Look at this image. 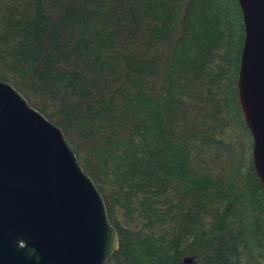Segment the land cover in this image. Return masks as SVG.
I'll return each mask as SVG.
<instances>
[{
    "label": "trees",
    "instance_id": "16d2710c",
    "mask_svg": "<svg viewBox=\"0 0 264 264\" xmlns=\"http://www.w3.org/2000/svg\"><path fill=\"white\" fill-rule=\"evenodd\" d=\"M242 38L236 0H0V80L100 193L104 264H264Z\"/></svg>",
    "mask_w": 264,
    "mask_h": 264
},
{
    "label": "water",
    "instance_id": "95a60500",
    "mask_svg": "<svg viewBox=\"0 0 264 264\" xmlns=\"http://www.w3.org/2000/svg\"><path fill=\"white\" fill-rule=\"evenodd\" d=\"M236 2L235 89L264 194V0ZM117 245L102 197L60 128L0 80V264H104Z\"/></svg>",
    "mask_w": 264,
    "mask_h": 264
}]
</instances>
